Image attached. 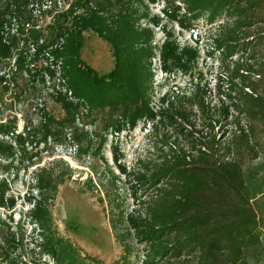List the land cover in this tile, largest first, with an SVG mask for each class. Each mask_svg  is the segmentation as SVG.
Returning a JSON list of instances; mask_svg holds the SVG:
<instances>
[{"label": "trees", "instance_id": "1", "mask_svg": "<svg viewBox=\"0 0 264 264\" xmlns=\"http://www.w3.org/2000/svg\"><path fill=\"white\" fill-rule=\"evenodd\" d=\"M163 1L166 6L169 0ZM174 1L183 4L184 17L206 14L212 22L222 16L212 40L220 50L217 80L225 84L220 95L227 104H205L206 90L190 79L188 90L175 86L162 95L160 101L168 108L154 111L149 106L152 59L157 54L166 73H187L200 56L198 47L180 46L168 31L160 46L154 43V27L161 22L149 11V4L155 0H98L84 14L68 20L73 8L69 6L46 28L45 36L35 34L32 67H25L28 79L18 85L19 92L25 100H35L29 108L40 113L44 135L64 143L75 140L76 152L82 151L81 129L75 124L80 101L87 106V117L107 108L119 109L121 118L131 125L143 117L159 124L168 121L189 143V149L172 151V157L164 156L154 167L144 164L149 175L138 179L155 188L154 195L138 203L141 209L134 207L126 215L128 228L146 246V264H264V54L255 50L264 43V0ZM88 2L84 1L86 5ZM27 3L0 0V32L10 18L31 20ZM175 18L185 26L180 17ZM85 30H92L109 44L114 63L107 73L98 74L81 59ZM13 38L6 40L0 33V84L6 81L3 68L14 52V62L19 61L16 52L20 49H12ZM60 38L63 42L54 47ZM239 52L247 53L246 57L240 54L233 59ZM174 99L181 106L175 107ZM48 101L55 103L63 115L59 117L49 109ZM193 107L201 113L200 128ZM231 110L246 118V128L236 125L230 143L220 149L216 124L232 119ZM107 120L112 119L109 116ZM233 120L237 122V116ZM208 143L222 157L235 158L219 161L209 157L203 149ZM191 151L195 152L193 158L189 156ZM138 161L140 167L142 161ZM54 174L53 168L39 170L35 174L36 194L28 198L31 222L40 236L37 246L58 264H78L76 254L51 230L47 200L64 181V173ZM4 193L5 183L1 181L0 207L10 209L14 203L4 199ZM2 224L0 219V227ZM0 232V264H25L6 250L11 243L21 242L20 236L5 227Z\"/></svg>", "mask_w": 264, "mask_h": 264}, {"label": "rangeland", "instance_id": "2", "mask_svg": "<svg viewBox=\"0 0 264 264\" xmlns=\"http://www.w3.org/2000/svg\"><path fill=\"white\" fill-rule=\"evenodd\" d=\"M31 1L38 4L41 0ZM84 1L61 0L55 10L36 17L30 27L24 26L23 33L27 36L13 38L12 49H20L16 52L19 53L18 67L14 62L17 56L14 52L9 65L3 68L6 81L0 84V182L5 183L4 199L12 200L14 205L10 209L0 207V219L4 221L0 229L8 228L22 239L17 245L11 243L7 247L6 244V250L12 257L25 264H58L37 246L40 236L31 222V203L28 201L31 193L36 194L35 174L43 168H53L54 175L64 173V181L58 184L54 196L47 200L51 230L76 254L78 264H146V246L144 242L137 241L133 231L128 228L126 215L134 207L141 209L138 203L154 195L155 188L151 184L146 186L139 183L138 179L141 175H149L144 164L154 167L164 156L172 157V151L189 149V143L178 135L174 125L168 121L159 124L155 119L143 117L131 125L127 119L121 118L119 109L111 111L107 108L97 109L87 117V106L80 101L79 114L76 115L79 121L75 124L81 129L82 151L76 152L75 140L64 143L44 135L40 113L29 108L35 100H25L19 92L18 85L28 79L25 67H32L33 60L30 58H33V49L30 44L34 43L35 36L39 33L45 36L46 28L59 13L66 12L68 5L73 7L69 20L73 15L84 14L85 9L93 7L98 0H90L87 5ZM149 11L151 15L161 18L160 25L154 27V43L157 46L161 45L168 31L180 46H196L200 53L196 66L187 73H166L161 70L158 60L154 62L149 106L154 111L168 108V104L160 101L162 95L175 86L181 90L191 87L190 79L206 90L205 104L210 107L227 104L220 95L225 84L217 80L220 50L214 47L212 40L222 16L212 22H209L206 14L197 18L189 14L184 17L183 4L174 0H169L166 6L163 0H155L149 4ZM35 13L33 15H37ZM175 17H180L185 26H181ZM5 28L8 29L4 31V38H9L16 25ZM38 43H41L40 39ZM255 50L258 54H264V43ZM240 54H235L233 59ZM246 54L241 55L245 58ZM80 57L98 74L110 71L114 63L109 44L92 30L82 33ZM22 65L24 67L19 68ZM198 73L201 76H197ZM47 104L57 116L63 115L55 103L48 101ZM173 105L181 106L175 99ZM183 105L184 108L188 106L185 102ZM193 109L194 120L198 124L202 116L195 107ZM231 114L232 119L216 124L220 149L230 143L236 125L247 123L243 115H237L232 110ZM109 116L112 120L108 121ZM235 116L237 122L233 120ZM198 125L197 128H200ZM86 147L88 150L85 153ZM203 149L209 157L219 161L235 158V155L222 157L209 143ZM88 154L92 156L87 158ZM189 156L193 158L195 152L191 151ZM58 159L62 162H55ZM138 160L142 161L140 167Z\"/></svg>", "mask_w": 264, "mask_h": 264}, {"label": "built area", "instance_id": "3", "mask_svg": "<svg viewBox=\"0 0 264 264\" xmlns=\"http://www.w3.org/2000/svg\"><path fill=\"white\" fill-rule=\"evenodd\" d=\"M60 1L61 0H41L38 4H36L35 2L31 1V0H28V3L27 5L25 6L27 10H29L30 12V15H31V20L28 21V22H23L21 20H16V18H10L9 20H7L4 25H3V28L1 29V34L3 35V38H4V31H6V29L8 28H5V27H8L9 25H13L15 24L16 25V29L13 31L12 35L10 34H7L10 35V36H27L24 32V26L26 27H30L32 21H36V17H40L42 14L44 13H48V12H51L52 9L55 10L57 7H58V4H60ZM64 1V0H63ZM70 5H68V7L66 9L69 8ZM36 12L35 14L37 15H33V12ZM21 26H20V25ZM6 40H8V37L4 38ZM62 39L63 38H60L59 42L55 45H53L54 47H56L57 45H60V43L62 42ZM40 41H42L40 39ZM31 46V49H36V46L34 47L33 44H30ZM158 60V63L160 65V68H161V62H160V58H159V55L157 54L155 58L152 59V66L154 64V62ZM162 70V69H161ZM152 72H153V68H152ZM57 75H59V73H57ZM65 89H63L64 91ZM68 95H70V92L68 91ZM241 126V125H240ZM243 128H246V123L245 125L242 126Z\"/></svg>", "mask_w": 264, "mask_h": 264}]
</instances>
